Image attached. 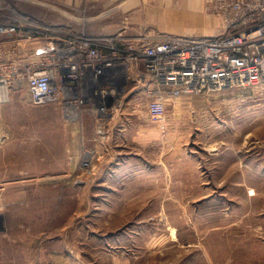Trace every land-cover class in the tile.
Returning <instances> with one entry per match:
<instances>
[{
    "label": "rangeland",
    "instance_id": "obj_1",
    "mask_svg": "<svg viewBox=\"0 0 264 264\" xmlns=\"http://www.w3.org/2000/svg\"><path fill=\"white\" fill-rule=\"evenodd\" d=\"M28 1L0 0V22L15 13L112 34L134 12L119 10L129 0H50L59 13ZM10 92L0 105V264H264V83L175 99L160 131L175 149L151 145L152 172L107 198L71 176L92 163L84 136L95 122L31 105L23 80ZM56 239L71 261L51 262Z\"/></svg>",
    "mask_w": 264,
    "mask_h": 264
},
{
    "label": "built area",
    "instance_id": "obj_2",
    "mask_svg": "<svg viewBox=\"0 0 264 264\" xmlns=\"http://www.w3.org/2000/svg\"><path fill=\"white\" fill-rule=\"evenodd\" d=\"M206 7L221 21L218 34L94 35L6 15L0 22V103L23 80L28 103L61 104L63 114L68 108L79 117L87 113L98 135L130 101L164 132L169 99L261 86L264 0H206ZM82 165L91 166L88 160Z\"/></svg>",
    "mask_w": 264,
    "mask_h": 264
},
{
    "label": "crops",
    "instance_id": "obj_3",
    "mask_svg": "<svg viewBox=\"0 0 264 264\" xmlns=\"http://www.w3.org/2000/svg\"><path fill=\"white\" fill-rule=\"evenodd\" d=\"M56 1L58 3L62 2V4H69L72 0ZM28 2L57 13H59V10L64 9L62 4H57L50 0ZM142 5H150L152 8L145 6L142 10ZM121 6L120 11L121 9L128 11L134 9L132 17L127 19V21L125 20V24L122 23L120 28L124 34L130 36L158 33L186 37L208 36L218 34L222 30L220 19L207 9L206 0H129L127 3L123 2ZM77 18L83 20L81 17ZM61 21H64V19ZM49 24L63 26L54 22ZM89 34L111 33L97 32ZM175 99L177 98L169 99L167 108L173 105ZM10 101L11 95L8 102ZM8 102L0 103V105ZM143 113L145 112L140 110L137 103L130 101L128 106L121 112L115 113L112 119L106 122V130L102 137L94 135L96 131L92 116L87 113L82 114L81 120L85 115L94 123L89 127L87 126V135L84 136L87 142L86 145L89 147L88 150L92 154V166L90 169L84 168L81 164L77 169L73 167L71 176L75 175L79 184H83L85 181L83 177H86L87 180L91 181V187L94 188V191L98 187L100 197L107 198L117 194L114 191L115 183L121 185L123 180L128 177L138 180L139 176H143L146 172H152L153 169L150 167L153 166L154 162L146 157V149H150L151 145L158 147L160 144L166 143L170 145L172 143L170 150H174L175 144L173 143L174 140L169 138L170 135L168 133L162 135L157 127L150 126V120L147 115L145 116L149 121L145 122L146 118H143ZM78 187L81 188L80 185ZM78 195L80 196V194ZM91 196L94 197L95 193L92 192ZM59 239L53 241L54 247L49 250L50 253L48 255L53 260L51 262H57L60 257L66 259V262L71 261L69 257L71 251L68 252L66 247H63V250H59L56 247L55 244L58 241L60 242Z\"/></svg>",
    "mask_w": 264,
    "mask_h": 264
},
{
    "label": "bare ground",
    "instance_id": "obj_4",
    "mask_svg": "<svg viewBox=\"0 0 264 264\" xmlns=\"http://www.w3.org/2000/svg\"><path fill=\"white\" fill-rule=\"evenodd\" d=\"M170 184V183H169ZM244 249V248H243ZM246 249V248H245ZM260 258V257H259Z\"/></svg>",
    "mask_w": 264,
    "mask_h": 264
}]
</instances>
